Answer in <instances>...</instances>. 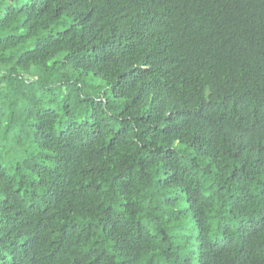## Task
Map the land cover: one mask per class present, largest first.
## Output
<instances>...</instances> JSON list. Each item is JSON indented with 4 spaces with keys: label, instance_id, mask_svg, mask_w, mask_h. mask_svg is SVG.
I'll return each instance as SVG.
<instances>
[{
    "label": "trees",
    "instance_id": "obj_1",
    "mask_svg": "<svg viewBox=\"0 0 264 264\" xmlns=\"http://www.w3.org/2000/svg\"><path fill=\"white\" fill-rule=\"evenodd\" d=\"M0 264H264V0H0Z\"/></svg>",
    "mask_w": 264,
    "mask_h": 264
},
{
    "label": "clouds",
    "instance_id": "obj_2",
    "mask_svg": "<svg viewBox=\"0 0 264 264\" xmlns=\"http://www.w3.org/2000/svg\"><path fill=\"white\" fill-rule=\"evenodd\" d=\"M47 63L50 65L51 64V60L47 61ZM9 259H10V257H9Z\"/></svg>",
    "mask_w": 264,
    "mask_h": 264
}]
</instances>
